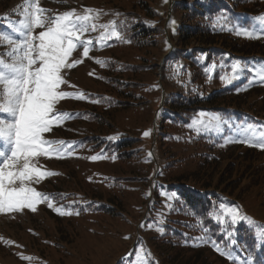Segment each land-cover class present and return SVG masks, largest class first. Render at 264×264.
I'll use <instances>...</instances> for the list:
<instances>
[{
  "label": "rangeland",
  "instance_id": "obj_1",
  "mask_svg": "<svg viewBox=\"0 0 264 264\" xmlns=\"http://www.w3.org/2000/svg\"><path fill=\"white\" fill-rule=\"evenodd\" d=\"M146 1L40 0V7L49 17L72 10L83 14L85 8L97 10L100 17L93 21L96 31L82 36L93 41L89 57H83L82 49L73 53L71 59H81L82 63L65 70L67 83L62 85V90L83 93L86 99L61 100L57 109L72 114L73 118L45 134L46 139L71 144L68 151L73 154L63 158L41 156L35 161L41 170L55 173L32 184L37 191L54 198V208L42 202L35 212L23 209L0 213V264H117L124 259H129V264H139L141 260L148 264L149 257L171 264L176 254L191 263L193 251H202L207 264H225L213 255L217 252L215 247V252L189 248L177 252L180 248L157 244V237L166 231V217L177 197V188L172 187L179 183L200 188L210 185L218 191L224 190L241 199L248 212L264 221V150L242 143L217 150L218 159H206L208 149L197 142L198 138L204 132L214 135L221 132L197 134L191 126L199 115L194 116L189 125L181 127L171 120L164 121L160 114L162 106L167 108L165 104L176 97L175 94L195 92V85H187L188 82L184 85L177 74L172 75L165 69V59L177 43L175 30L184 17L180 13L173 14L176 1L149 2L147 6L155 10L156 20L145 17L140 8ZM24 3L25 0H0V19L6 25L2 32H11L9 22L21 19L18 11H22ZM125 17L159 25L165 30L163 39L152 47L143 48L133 46L131 39L121 32L119 39L99 41L104 32L100 25L112 21L119 25ZM41 30L35 29V32ZM257 40L259 44L264 42ZM243 41L251 40H240L242 46L250 45ZM193 45L196 42L191 40L188 47ZM9 48L5 42L0 46V54ZM141 57L145 64H151L150 70L121 73L124 82L142 83L135 92L132 86L119 89L104 80V77L119 75L117 69L122 63L138 65ZM97 60L103 61V66L96 63ZM110 63H114L115 68ZM218 87L215 82L207 89L213 92ZM111 97L118 99L121 105L112 108L104 102ZM235 97L238 96L209 99L202 103L205 109L199 112L215 114L208 106H239L264 117V84L241 98ZM92 100L99 102H90ZM190 107L179 111L191 112L186 111ZM90 114H97L98 118L91 119ZM145 131H150L148 137L143 135ZM110 140H132V143L122 146L112 156L105 151ZM102 141L104 144L95 147ZM251 148V152L246 151ZM118 154L122 155L118 157ZM93 156L100 158L93 161ZM115 178L120 184L112 186L110 183ZM58 191L61 194L55 198ZM99 202L106 204L111 212H94L93 205H88ZM61 207L72 214L60 215L54 210ZM262 231L258 229V234ZM233 257L239 264V258ZM229 261L234 263L232 259Z\"/></svg>",
  "mask_w": 264,
  "mask_h": 264
},
{
  "label": "trees",
  "instance_id": "obj_2",
  "mask_svg": "<svg viewBox=\"0 0 264 264\" xmlns=\"http://www.w3.org/2000/svg\"><path fill=\"white\" fill-rule=\"evenodd\" d=\"M153 1L155 0H147L145 4L142 3L140 8L145 17L156 20L155 10L147 6L149 2ZM172 10L173 14L180 13L184 17L175 30L178 34L177 43L165 59V69L170 74L172 72V75L173 73L177 74L176 76L184 85L186 82L192 87L195 85V92L187 91L175 94L176 97L168 100V104H165L167 108H164L160 114L163 115L164 121L171 120L174 125L185 127L191 123L200 110L205 109L202 107L203 102L228 96L241 98L255 88L261 87L258 83H249L252 79L251 72L245 74V83L228 85L222 81L221 77L226 74L230 75L232 65L237 61L252 67L264 65V42L259 44L257 38L252 39L237 34L242 27L251 28L254 25V20L264 12V0H177ZM125 18L119 23V30L121 33H125L131 39V44L137 48L152 47L165 35V30L159 25L147 23L142 19L136 20L133 17ZM2 26L0 21V28ZM242 39L251 40L243 41V44L250 45H240L239 41ZM191 40L195 41L196 45L188 47ZM141 60L138 65L122 63L117 69L119 75L107 76L104 77V80L113 83L119 89L132 86L133 92H135L134 89L142 87V83L131 81H125V83L121 73L137 74L150 70L151 64H145L147 62H144L143 57ZM109 65L112 68L116 66L114 63ZM215 82L219 84V87L213 92L208 91L207 88ZM244 85L245 88L242 89ZM141 96H137V98L140 99ZM104 102L112 108L121 105L119 100L113 97L104 99ZM187 106L191 107L186 111L191 110V112L179 111L180 108ZM207 109L213 110L223 119H227L233 129L238 128L239 124L243 122H246V126H248L259 124L264 119V117L243 110L239 106L224 108L208 106ZM90 115L91 119L98 118L97 114ZM232 132L227 131V134L232 135ZM104 142L102 141L95 147L104 144ZM197 142L203 143L208 149L206 159H218L216 151L225 148L222 147L224 138H216L211 135H202ZM131 143L132 140L118 142L110 140L105 146V151L109 155L115 156L122 146ZM251 150L252 148L246 149L249 152ZM118 180L115 178L114 182L110 184L112 186L120 184ZM172 188H177V197L173 201L168 217H166V231L157 237V244H164V246L176 250L180 248V251L177 252L187 248L192 250L207 249L215 252L213 246L215 244L222 250L232 252L240 259L250 257L257 264L264 263V246L258 241V229L261 228L264 231V221L248 212L241 199L231 196L224 190L218 191L211 188L210 185L200 188L192 184L179 183L178 186ZM60 194V191L55 193V198ZM91 204L94 212H111L106 204L100 202L95 205ZM221 205L240 210L241 215L247 219L238 221L236 224H231L230 217H224L223 221L218 220L216 216L220 214ZM203 254L202 251H193L190 257L193 258L191 263L183 261L179 257L180 255L176 254L171 259V264H207ZM213 255L221 263L234 264L227 257L220 255L218 251ZM150 258L147 259L148 264H164L163 259L159 262ZM128 262L129 259L127 261L124 259L123 262L118 261L117 264H129Z\"/></svg>",
  "mask_w": 264,
  "mask_h": 264
},
{
  "label": "snow or ice",
  "instance_id": "obj_3",
  "mask_svg": "<svg viewBox=\"0 0 264 264\" xmlns=\"http://www.w3.org/2000/svg\"><path fill=\"white\" fill-rule=\"evenodd\" d=\"M45 13L46 10L40 7V0H25L22 11H18L21 19L8 24L11 32H0V46L5 42L10 46L7 52L0 54V213L23 209L35 212L42 202L54 208V198L37 191L32 184L55 173L41 170L35 161L41 156L63 158L73 154L68 151L71 144L46 139L45 134L73 118L72 114L57 109L61 100L86 99L83 93L62 90V85L67 83L65 70L82 63L81 59H71L73 53L82 49L83 57H89L93 41L82 39V36L96 31L97 25L93 21L99 19L100 13L89 8H85L83 14L72 10L49 17ZM100 27L104 29L99 37L100 42L121 36L118 30L120 25L115 21ZM35 29L42 30L36 33ZM237 34L260 38L264 35V17L251 31L244 29ZM96 63L104 64L100 60ZM245 72L252 73L249 83L264 84V65L252 67L240 61L232 65L230 75L226 74L221 79L230 84ZM198 115L199 118L191 126L197 134L202 131L222 132L228 124L216 114L201 112ZM143 135L148 137L150 131H145ZM229 142L264 150V127L235 128ZM99 158L91 157L93 161ZM54 210L60 215L72 214L62 207ZM224 217H230L231 224L247 219L240 210L221 205L216 218L223 221ZM258 241L264 246V231L260 233ZM213 246L220 255L234 260L235 264L232 252L222 250L215 244ZM139 264H144V261L141 260ZM239 264H253V261L250 257H243Z\"/></svg>",
  "mask_w": 264,
  "mask_h": 264
}]
</instances>
